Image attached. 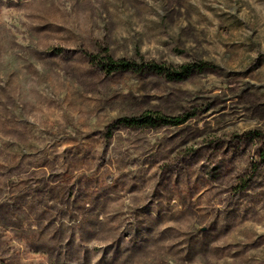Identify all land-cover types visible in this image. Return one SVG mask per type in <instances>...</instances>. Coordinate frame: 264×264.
I'll return each instance as SVG.
<instances>
[{
  "label": "rangeland",
  "instance_id": "374dc122",
  "mask_svg": "<svg viewBox=\"0 0 264 264\" xmlns=\"http://www.w3.org/2000/svg\"><path fill=\"white\" fill-rule=\"evenodd\" d=\"M0 264H264V0H0Z\"/></svg>",
  "mask_w": 264,
  "mask_h": 264
},
{
  "label": "trees",
  "instance_id": "16d2710c",
  "mask_svg": "<svg viewBox=\"0 0 264 264\" xmlns=\"http://www.w3.org/2000/svg\"><path fill=\"white\" fill-rule=\"evenodd\" d=\"M90 62L95 60L94 57L88 56ZM100 67L107 72L119 73V72H128L132 71L135 73H142L145 71H151L159 75H166L169 79L172 80H181L184 75L195 70L203 69L205 65H184L180 66L177 70L155 65V64H136L130 60H113L109 57H105L104 60L99 64ZM184 119L178 118H167L163 116H153L151 113L144 114L137 118H123L120 120L121 123L125 124L128 127H153L157 124L162 126H172L177 127L183 124Z\"/></svg>",
  "mask_w": 264,
  "mask_h": 264
}]
</instances>
